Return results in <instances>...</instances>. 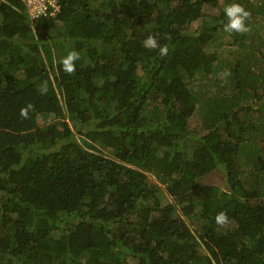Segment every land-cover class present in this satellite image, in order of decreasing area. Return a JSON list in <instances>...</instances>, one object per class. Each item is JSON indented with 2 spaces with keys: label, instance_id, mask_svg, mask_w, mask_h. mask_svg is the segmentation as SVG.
Here are the masks:
<instances>
[{
  "label": "trees",
  "instance_id": "obj_1",
  "mask_svg": "<svg viewBox=\"0 0 264 264\" xmlns=\"http://www.w3.org/2000/svg\"><path fill=\"white\" fill-rule=\"evenodd\" d=\"M216 2L58 0L31 19L0 0V264H264V46L211 89Z\"/></svg>",
  "mask_w": 264,
  "mask_h": 264
},
{
  "label": "rangeland",
  "instance_id": "obj_2",
  "mask_svg": "<svg viewBox=\"0 0 264 264\" xmlns=\"http://www.w3.org/2000/svg\"><path fill=\"white\" fill-rule=\"evenodd\" d=\"M256 1L257 0H253V2H256ZM231 3H239L244 7L245 5L249 6L250 3L252 2L246 3L245 0L243 1L241 0L240 2L234 0ZM227 5L229 4H227L225 0H217L214 6H206L204 8V11L211 15H218L220 11L223 8H225ZM197 25L198 23L196 22L193 23L192 25L189 26L188 30L191 31ZM248 27L250 28V31L244 34H240V35H237V34L235 35L234 33L229 34L225 32L224 29H218L217 32L213 35L212 39L202 45V49L205 52L215 53L218 56L219 62L223 64L221 66V70L219 74V77H221V79L213 82V83H216V85H218V88H216L217 86L214 85L211 89H214V90L217 89L220 92H223L226 94L233 92L234 91L233 88L229 90L228 85L230 82L227 81V78L224 77L222 73H224L225 71H228L227 68L230 65L229 63L233 61V58L235 59V58L242 57L245 55L246 52H253L256 49V47L260 45V43L258 42H261V44L264 46V19L261 17V15L250 18ZM240 36H243V37H240ZM262 45H260V47L263 50ZM253 65H254V71L257 73L263 69L264 63L263 62L258 63L257 60H255ZM206 83H208L207 80H205V85L202 86L201 89L203 90L206 89ZM200 84L201 82L199 81H198V84L195 83L193 86V90L197 92L201 91L199 87ZM209 94H213V93L210 92ZM190 128L194 132L200 131L203 128L202 115L198 108L195 110V112L193 113L191 117ZM159 167L161 169L162 165H159ZM153 179L154 181H157V178L153 177ZM158 184L161 187L163 186V184L160 182H158Z\"/></svg>",
  "mask_w": 264,
  "mask_h": 264
},
{
  "label": "clouds",
  "instance_id": "obj_3",
  "mask_svg": "<svg viewBox=\"0 0 264 264\" xmlns=\"http://www.w3.org/2000/svg\"><path fill=\"white\" fill-rule=\"evenodd\" d=\"M225 16L227 17V23L224 25V31L231 33H240L244 34L250 31V28L247 25V21L250 19V12L246 10L239 3H231L224 8ZM143 46L147 49H159V54L161 56L168 55V46L167 45H159L158 40L155 36L149 35L144 41ZM80 53L73 50L70 51L65 57H63L60 61L63 71L71 75L75 72V62L80 60ZM231 73L225 71L222 73L224 77L229 76ZM46 92V89H41V93ZM34 111V106L32 104H27L25 107L20 109L19 115L23 119L29 118V113ZM215 223L217 226L223 227L229 223V217L227 213L221 211L215 216Z\"/></svg>",
  "mask_w": 264,
  "mask_h": 264
},
{
  "label": "built area",
  "instance_id": "obj_4",
  "mask_svg": "<svg viewBox=\"0 0 264 264\" xmlns=\"http://www.w3.org/2000/svg\"><path fill=\"white\" fill-rule=\"evenodd\" d=\"M30 18L54 15L58 9V0H25Z\"/></svg>",
  "mask_w": 264,
  "mask_h": 264
}]
</instances>
